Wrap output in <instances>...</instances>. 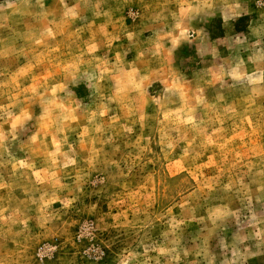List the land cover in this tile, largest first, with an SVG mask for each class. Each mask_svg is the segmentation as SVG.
Here are the masks:
<instances>
[{
  "label": "rangeland",
  "instance_id": "rangeland-1",
  "mask_svg": "<svg viewBox=\"0 0 264 264\" xmlns=\"http://www.w3.org/2000/svg\"><path fill=\"white\" fill-rule=\"evenodd\" d=\"M0 264H264V0H0Z\"/></svg>",
  "mask_w": 264,
  "mask_h": 264
}]
</instances>
